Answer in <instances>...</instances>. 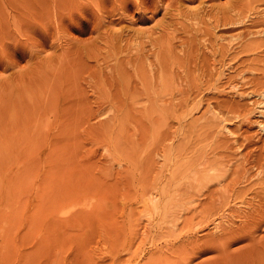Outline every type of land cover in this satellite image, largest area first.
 I'll return each instance as SVG.
<instances>
[{
	"label": "rangeland",
	"instance_id": "374dc122",
	"mask_svg": "<svg viewBox=\"0 0 264 264\" xmlns=\"http://www.w3.org/2000/svg\"><path fill=\"white\" fill-rule=\"evenodd\" d=\"M215 78L224 92L236 80L243 97L220 96L214 114L228 99L251 107L250 91L264 88V0H0V264H51L49 253L81 248L86 235L85 248L114 250L135 169L162 161L161 145H171L167 168L208 147L199 134L219 122L199 119L206 101L187 113L183 100L187 88L203 90L190 105L211 96ZM259 100L249 125L221 107L232 133L219 141L237 161L228 175L247 156L248 180L229 186L211 234L186 238L185 225L174 237L192 246H168L160 264H264Z\"/></svg>",
	"mask_w": 264,
	"mask_h": 264
},
{
	"label": "bare ground",
	"instance_id": "6f19581e",
	"mask_svg": "<svg viewBox=\"0 0 264 264\" xmlns=\"http://www.w3.org/2000/svg\"><path fill=\"white\" fill-rule=\"evenodd\" d=\"M223 72L224 68L222 67L218 74H223ZM216 83L217 78L212 83L216 91H213L211 96L204 98V95L207 94L204 93L197 99L195 98L194 102L191 101L192 105H190V94L196 92L194 95L196 97L203 90L199 89L190 93V88H187V100H183L185 105L190 106L187 113L200 108L203 101H206V110L199 119L207 125L210 124V120L219 122L216 127L210 128L208 126L207 130L204 129L199 134H203V137L208 140V144L205 145L208 147L202 149L201 154L196 153L188 160L182 159L179 163H177V157L173 158L172 163L179 166L174 167L173 164L171 168H167L168 162L166 160L172 158L168 155V152L172 153L170 151L171 145H161L155 153L163 157L162 161L157 164L156 160L150 158L148 166H145L144 175L140 170L135 169L131 183L133 205L122 207V211L124 213L129 212L131 216L128 220H114V250L102 251L99 242H96L93 248H85L92 237L86 235L81 240V236L75 240L82 242L83 249L81 247L71 250L64 255H61L60 250L51 252L48 254L51 258V264H160L161 262L158 259L162 258L161 256L168 246L178 242H184L182 244L184 247L192 246L189 245L192 240L185 242L186 239L183 240L182 235L174 237L177 230H184V226L187 225L189 232L183 235L186 238L196 237L199 239L197 237L198 233L202 234L201 232L206 229L214 231L212 229L217 228L218 223L211 216L216 209H219L218 205L226 200V196L230 195L229 186L242 180L244 182L249 178L246 174L248 168L245 167V163H248L247 156L239 158L240 168L234 170L238 173L233 178L228 175L229 166L237 165V161L230 156L232 147L229 148L228 143L219 141L220 137L218 135L220 133H232L225 124L230 116L225 115L221 107L225 108L231 116L238 117L242 124L249 125L252 122L251 116L263 101L259 99L264 97V88L258 92H254L255 90L250 91L251 94L258 96L257 99L252 101L251 107H242L235 99H228L221 103L219 113L214 114L211 105L220 96L230 92L237 94L238 97H243V92L239 91L241 85L236 80H229V91L226 92L223 91L224 89H220ZM228 101H230V104ZM259 126L264 129V123L260 122ZM151 154L153 155V152ZM154 161L156 164H154ZM263 173L264 170L261 168L255 174L259 177ZM142 175L143 178L141 179ZM214 181L223 188H212L211 184ZM203 199H207L210 204L206 206ZM138 202L140 205H138ZM199 206L200 209H198ZM205 210H209V212L203 214ZM92 214L96 218L97 213L93 211L90 215ZM196 214H199L200 218L193 221L195 217H198ZM141 215H147V217L142 219ZM94 224L88 222L87 230L90 231ZM126 228H128L129 235L124 236L123 231ZM208 231L203 233L211 234V231ZM163 235L169 238H166L160 244L157 239ZM62 239L68 242L69 239H74V236ZM156 255H158V259H156ZM163 256L167 257L168 255Z\"/></svg>",
	"mask_w": 264,
	"mask_h": 264
}]
</instances>
